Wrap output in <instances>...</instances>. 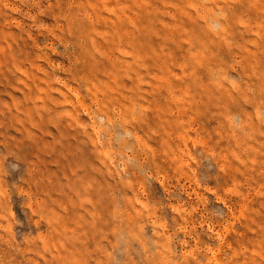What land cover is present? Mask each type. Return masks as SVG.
<instances>
[{"label":"rangeland","instance_id":"374dc122","mask_svg":"<svg viewBox=\"0 0 264 264\" xmlns=\"http://www.w3.org/2000/svg\"><path fill=\"white\" fill-rule=\"evenodd\" d=\"M0 264H264V0H0Z\"/></svg>","mask_w":264,"mask_h":264}]
</instances>
